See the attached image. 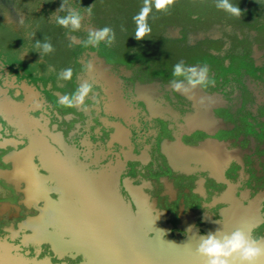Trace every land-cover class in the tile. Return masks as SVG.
Instances as JSON below:
<instances>
[{"label": "rangeland", "instance_id": "rangeland-1", "mask_svg": "<svg viewBox=\"0 0 264 264\" xmlns=\"http://www.w3.org/2000/svg\"><path fill=\"white\" fill-rule=\"evenodd\" d=\"M154 3L155 0H147V2L146 0H67L65 8L58 11L62 0H0V60L6 68V70L0 69V84H3L4 79L9 76L16 77L17 81L27 80L38 91L37 99L42 101L41 110L44 115L51 123L59 126V130L67 136L69 143L78 146V140L84 135H87L93 143L97 140L92 134L93 126L91 125L88 130L77 129L78 131L71 134L76 123L85 124L86 117L83 113L74 110L71 103L58 100L52 91L46 88V84L51 82L53 89L63 93L64 97H73L78 88L75 83L76 76L84 71V66L77 59L86 51L101 55L108 63L114 65L113 69L123 66L125 69L136 70L133 77L142 82L154 79L162 82L182 79L173 75L174 65L181 60L186 66L207 65L210 69L208 83L203 87L208 91L215 90L222 93L230 103L225 108V112L218 113L227 122L235 125V130L224 136L242 135L243 139L239 145L243 147L248 146L247 137L255 139L257 169L250 168L248 172L252 175V181L255 180V173L257 174V188L264 189V102L260 103L259 107H254L255 99L250 94L247 84L251 80L254 88L259 89L264 96V54L258 65L251 57L254 44L264 51V0H231L233 5H238L242 10L240 17L218 9L216 0H174L166 10H157ZM91 5V16L84 14L81 28L77 31L60 26L54 19L56 16H66L67 8L78 9L81 13H85V9ZM146 7H150L145 20L151 31L143 39L137 40L134 34L138 27V14H141L142 9ZM105 26L114 30V42L110 46L101 42L97 47H85L82 42L87 38L89 31ZM169 26L177 29L176 31H182L183 38L168 37ZM68 35L72 38L69 39ZM188 35L200 37L197 38L199 39L197 44L189 45ZM37 40L41 43L49 40L54 46V51L41 57L35 46ZM77 40L81 41L80 45L73 43ZM66 68L72 69L73 75L70 80L58 77V74ZM132 81L133 78L124 82L130 85ZM91 84L93 90L89 95L92 96L94 90L99 91V95L96 94L95 97L98 98L99 104H102L104 96L101 87ZM14 93L15 90L10 89L11 96H14ZM88 96L84 103L86 106L94 103ZM17 99L20 98L17 96ZM138 105L142 106L141 103ZM41 110L31 114L37 116ZM67 113L72 114L70 120L62 118ZM99 114L108 116L103 111ZM0 122L3 124V130L0 131L2 137L19 138L15 129L8 126L1 117ZM143 123L144 132L136 136L140 139V145L150 143L151 149L159 153L158 140L165 136V133L161 132L154 138L152 132L161 123L145 118ZM102 132L104 134L99 139L104 141L108 138V132L103 129ZM21 139L26 140L23 137ZM11 148L0 147L2 170L11 168V164L1 160ZM34 161L37 162L36 159ZM248 163H251L250 160ZM137 164L130 162V176L134 175L133 165ZM157 165L153 168L145 167L149 171L142 174L143 177L152 179L160 174H170V170L161 167L159 163ZM252 181L243 182V187L252 188ZM158 187L159 189L151 191V195L158 196L161 189L160 185ZM122 193L128 198L125 192ZM22 196L21 192H15L10 184L0 178V204L11 203L19 207V216H10L8 212L0 213V238L7 233L5 227L11 225L14 228L27 214H38L37 209H27L23 204L18 203ZM51 197L56 199V194L51 193ZM159 198L160 207H166L173 214L175 203L168 204L166 197ZM186 201L187 207L195 212L203 210L199 203L190 198ZM223 205L218 204L209 211L216 217L217 208ZM260 211L264 213V201L261 203ZM171 221L176 222L175 219ZM29 232L24 229L19 234ZM251 237L255 240L264 238V220L254 228ZM20 240L21 235L9 241L19 247L16 251L30 259L48 258L51 264H76L83 260L80 255L68 254L58 258L55 251L45 242L37 245H21Z\"/></svg>", "mask_w": 264, "mask_h": 264}, {"label": "flooded vegetation", "instance_id": "flooded-vegetation-1", "mask_svg": "<svg viewBox=\"0 0 264 264\" xmlns=\"http://www.w3.org/2000/svg\"><path fill=\"white\" fill-rule=\"evenodd\" d=\"M176 30L174 27H171V26L167 27V32L170 35L168 37L175 38V39L183 38L182 31H180V30L176 31ZM67 37L69 39L72 38V36H70V35H68ZM187 38H188L187 39L188 44L193 46V45L197 44V42L199 41V39H197V38H200V37H198V36L196 37L194 35H188ZM73 43L76 45H80L81 41L77 40L76 42L73 41ZM76 45H73V46H76ZM175 45L178 46L177 44H175ZM263 54H264V51L262 49H260L258 45L254 44L252 47L251 57L255 60L256 65H258L259 62H261L260 60L263 58ZM77 61L79 63H82V65L84 66V71L79 73L76 76L75 83L77 84V87L84 81H89L93 84L99 85V86H101V90H102L104 99L102 101V104H99L98 98H96L95 95L96 94L99 95L100 92L94 90L93 95L88 96V98H90L94 101L93 104H91L89 106L84 105L86 98L82 102L78 101V102L71 103L74 110H76L77 112L83 113L86 117L85 124L81 125V124L76 123L74 129H72V131H71V134L75 133L77 129H81V128H84V130H88V129H90V127L92 125L93 126L92 134H93L94 138L97 139L96 141H94V143L88 139L87 135L80 137V139L78 140V146H76L73 143H69L67 141V136H65L63 134V132L59 130V126L55 123H51L50 119L44 115L43 111L41 110V108L43 106L42 101L40 99H37L38 91L33 87V85L28 83L27 80L21 79L20 81H17L16 77H14V76L10 77L8 75L9 77L4 79L3 84H0V105H2V106H0V117H1V119H3V121L8 126L13 127L19 136V138H16V137H5L4 138V137H2V135L0 133V138H1L0 147L1 148L12 147L11 148L12 150L10 152H6V154L1 157L2 162L11 164V168L10 169H4V170L0 169V178L3 179L6 183L10 184L15 192H21L23 194L22 198L18 202L19 204H22V200L23 201L26 200V195L24 193L25 184L23 183V181H19V182L13 181V180L9 179L7 175L9 172H11L14 169V164H13V161L11 159L12 154L18 153V152L22 151L23 149L29 150V148L27 146L26 147L24 146L25 144L24 145L20 144V143H22L20 141L21 137L26 139L25 141L22 139L24 141V143H26L27 140H29V134H28V132L22 130L21 127H19V125L17 124V121L6 113L4 103H6L7 101L10 102V104H12V106L22 107L26 116L29 117L31 120L35 121V128L38 131H43L45 134H47L49 141L52 143V145L56 149L61 150L57 140L55 138H53V135L60 137V139L62 140V142L64 144L69 145L73 150H75L76 157H77L76 160L80 161L79 165L81 166V168H80L81 172L82 171H84L85 173H86V171L88 173L89 172H92V173L95 172V174H93V175H97L100 170L103 171L105 168L117 164V169L115 172V174H116L115 175L116 176V184L115 185L117 186L118 192L121 194L123 201L128 203L129 208H131L133 210L137 209V204L134 201L135 199L133 198V196L131 195V193L127 189V188L130 189L131 187H133L132 185H130L131 179H133L134 184L141 185L142 182L146 179L145 177H143L142 174L146 173V171H149V169H147V168L145 169V167L151 166L153 168V167H156L157 163H159L161 167H165L168 170H170L169 175H171V176H169L168 174H160V175H157L156 178L146 179L148 181L149 188H146L144 190V192H145V195H146L148 202L150 201L151 205L153 206V208L155 210H157V211H163L164 210V211H167L169 213L170 219L168 220V224L171 225V228H172L171 234L172 235H176V234L186 235L187 234V232H183V231H180L179 229H177V226H178V219L177 218L179 217V213H180V206H179L180 202H183L185 207L187 209H190L187 207V201H186L188 198H190L191 200L199 203V206L203 209L202 211H200L198 213L195 212V210H193V209H190V210H193L197 214H199L205 210L209 211L213 207H209V208L205 207V206H203V203H207V202L209 203L210 201H212L214 194L218 193V195H220L221 192L223 190H225L227 188V186H229L230 184L231 185H238V189H243V191L246 192L248 197L253 196V197H256L257 199L261 198L260 202L258 203L259 204L258 205V215H259L258 220L259 221H258V223L256 222L257 223L256 225L255 224L250 225V235L252 234V231L254 230L253 228L257 227L264 220V218H263L264 213L260 211L261 210V203L264 201V193L257 194V192L260 191L257 188V182H256L257 174L255 173V180L252 181V175H251V173L248 172V170L250 168H252L254 170L257 169V165H256V161H257L256 150H257V148L255 146L256 143H255L254 138L247 137V139L249 140L248 146L243 147V146L239 145L240 141L243 139L242 135H237V137H225V136L231 134V132H233L235 130V125L230 123V122H227L223 116L218 114L219 112H225V108H227L228 104H230L228 99H226L222 93L215 91V90L208 91L203 86H197V88H195L197 92H199L201 95H203L205 97L213 98V100L209 104L210 107L208 110V112L210 114H211V109L213 111V116H212V114L211 115L209 114V118H210V120H212L210 125H212V126L209 127V124H207L208 127L205 124H204L205 126L203 124H195L191 127H185L184 126L185 122H186L185 117H187L188 113H190L191 110H194L196 105L194 103V100H192L188 96L187 93H181L180 91L176 90L175 88L170 87V84H169L170 82H162L161 80L154 79L151 81H145V83H144V82L140 81L139 79L133 77L135 75L136 70L125 69L123 66H117L116 68H114L115 69L114 70L113 64L108 63L104 57H102L101 55H98L92 51H86V53L82 54L77 59ZM83 62H85V63H83ZM89 63L92 65V67L95 65L101 66L102 68H104V70L108 74L110 73L109 75L113 76L116 79L115 88L113 89L111 86H109L101 78H99L97 76L95 77V75H93L91 73L92 69L88 70V68H87V65ZM103 63H105V64H103ZM0 69L6 70L5 64L3 63L2 60H0ZM6 73H7V71H6ZM132 78H133V81L130 85L125 84L124 81L126 79H132ZM99 80H100V82H99ZM149 83H151V84H149ZM247 84H248V89L250 90V94L255 99L254 107L255 108L259 107V104L264 102V96L260 93L259 89L257 90L254 88L251 80L248 81ZM117 85H119V86H117ZM148 85L149 86L152 85V88H153L152 101L154 100L156 103L159 102L158 104L163 109H160L156 112L152 111L151 108L150 109L147 108V107H150L149 106L150 105L149 100L143 94L141 95L142 98H140L141 96L138 95V94H141L140 88L142 86H148ZM116 86L119 89H117ZM135 86L137 87L138 93H136L137 91L135 89L136 88ZM46 88L51 90L52 94L54 96H56L58 100H62V98L64 97L63 93L53 89V85L51 82H48L46 84ZM10 89L15 90L14 96H11ZM17 96L20 99H17ZM114 100H118V101H121L124 104H126L128 106V110H126V112H122L119 109L112 107V102ZM139 103H141L142 106H139L138 105ZM146 103L149 105L147 106ZM215 103H217V104H215ZM211 104H213V105H211ZM39 110H41V113H38L37 116L31 114V112L37 113ZM129 110H131L130 113H129ZM150 110L152 111V113ZM102 111L105 114H107L108 116L99 114ZM171 111H172V113H171ZM173 114H174V116H173ZM165 116H167V117H165ZM112 117H116L117 119H113ZM62 118L66 119V120H70L72 118V114L67 113ZM144 118L149 120V121L154 120V121H158L161 123L157 128L155 127V131L152 132L154 135V138L157 137L159 135V133H161V132L165 133V136L160 137V139L158 140V152L159 153H157L151 149L150 143H143L140 145V139H137V137H136L138 134H141L143 131V128H144L143 120H144ZM213 123H215V124H213ZM116 128H120L121 131H123L126 134V136H127L126 140L121 139L119 136L116 135ZM102 129L104 131L108 132V138L105 139L104 141H101L99 139L100 136L104 134V132H102ZM1 130H3L2 122H0V131ZM180 136H181V139L183 141L191 144V145H185L187 148H190V149H193V148L196 149L198 147H201L203 145L202 143L205 144L206 141L212 142V143L217 142L218 144L225 147V149H227V150L232 151L234 149L235 151L238 152V155H234L235 157L231 156L229 158L228 163L222 169V176L221 177H216L207 167H203L199 163H194V162H192V164H191L193 169L189 172H185V171H182V170L175 168V166L170 162V160H169V158H168V156L164 150L165 144H170V143H172V141H173V143L176 141L182 143L180 141V138H179ZM207 136H213L219 140L223 139V140H226V142L225 143L218 142L217 140L211 139V138L204 139ZM111 137H113V138H111ZM14 143L21 145V147H17V149H15L16 147H14V145H13ZM115 146H116V148H114ZM127 150H129V152H126ZM97 151H101V154L98 158H96L94 160L93 155ZM142 152H145L146 159H142L140 157V154ZM159 154H161V156ZM31 155L33 156V161H34V159L37 160V162L34 161L37 164L36 169L40 173H46V171L48 172L49 176H46L44 178L46 180H48L45 183L48 186H50V182L52 181L51 175H50V167L48 165L41 163L39 161L38 156H35L34 151H32L30 154V161H31V157H32ZM147 156H148V158H147ZM158 156H159V158H157ZM248 160H250L251 163H248ZM163 161H164V163H163ZM254 161H255V163H254ZM130 162H137L138 163L137 165H133V167H134L133 171H135L133 176H130V172H131L130 171ZM34 172H36V170H34ZM198 180H199V182H198ZM237 181H239V182H237ZM248 181H252L251 182L252 188L251 187L249 188L246 185H245L246 187H243L242 183L243 182L248 183ZM15 183H16L17 188H18V186H21V188L23 187V189L22 190H19L17 188L15 189V187H14ZM162 183H164V184H162ZM166 183H170V187H171L172 192H173L172 197H169L168 194H164V186ZM158 185H160V187H161L160 191L158 192V196L159 197H166V203H168V204L175 203V209H174L173 214H171L166 207L165 208L160 207L161 200L158 196L151 195L152 190L159 189ZM198 185H201L202 193H200V191L195 190V188ZM239 187H241V188H239ZM49 189H51V188H49ZM261 190H263V189H261ZM122 191L127 194L128 198H125ZM48 192H46L45 195H47ZM51 193L56 194V191L54 192V190H52V191L50 190V192H49L50 198H52ZM254 194H257V195L254 196ZM56 199H57V194H56ZM56 199H55V201H56ZM41 200H42V197L36 198L30 205L32 206L36 203L37 204L35 206L40 205L39 202ZM2 204H0V206ZM7 204H9V203H7ZM9 205H13V204L10 203ZM16 206L17 205H14V207H16ZM25 207L27 209H31V207H27V206H25ZM219 208L220 207L217 208V211ZM12 209H13V212H12L13 215L10 213H9V215L10 216H19V213H18L19 209L18 210H16V208H12ZM33 209H36V208L33 207ZM217 211H216V217H217ZM27 215H30V214H27ZM193 217L196 218V221H194L195 223L193 222L191 224L192 225L194 224V227H195L196 222H197V225L201 226V224H202L201 219L202 218L196 217L195 215H193ZM216 217L214 215L215 219H216ZM211 218H213V216H211ZM171 219H175L176 222L171 221ZM181 221H182V217H181ZM4 229H5V231L8 232L6 227ZM198 232L201 233L202 231L198 230ZM26 234H29V233H26ZM17 235L19 236V234H17ZM20 235H22V234H20ZM2 238H5L9 241V240H13L14 238H16V236H10L8 233H6V235L3 236ZM20 242H21V240H20ZM20 244L23 245L22 243H20ZM72 253H74V252H72ZM67 254L72 256L70 252L64 253L63 255H67ZM74 256H75V254H74ZM57 257L60 258L59 255H57Z\"/></svg>", "mask_w": 264, "mask_h": 264}, {"label": "bare ground", "instance_id": "bare-ground-1", "mask_svg": "<svg viewBox=\"0 0 264 264\" xmlns=\"http://www.w3.org/2000/svg\"><path fill=\"white\" fill-rule=\"evenodd\" d=\"M91 73L95 75V77L101 78L113 89L115 88L116 79L110 76V73L108 74L101 66H93ZM117 89L119 88L117 87ZM135 89L137 91V87ZM136 93H138V91ZM140 93L141 94L138 95L141 96L143 94L150 102V105L146 103L147 106H150L147 108H151V110L155 112L163 109L158 104L159 102L156 103L154 100L152 101V85L142 86L140 88ZM187 94L194 100L196 106L190 113L187 112L188 115L186 114L187 117H185L186 122L184 126L191 127L195 124H205L207 126V124H209V127H211L212 125H210V123L212 120L209 118L210 113L208 110L210 107L209 104L213 98L201 95L196 89ZM140 98H142V96ZM4 106L6 113L17 121V124L22 130L28 132L29 144L33 145V151L35 152V156H38L39 161L50 167L52 180L50 186H48L45 183L48 180L37 174V172H34L35 169L30 161L31 152L28 149H23L18 153L12 154L11 159L14 164V169L9 172L7 176L13 181H23L25 184L24 193L26 195V200L22 201V204L33 208L36 204L32 206L30 204L36 198L42 197V200L39 202L41 203L40 206H37L38 216L34 218L25 217L23 220L19 221L18 226L14 228L11 225L6 227L8 230L7 233L10 236L18 237L17 234L27 229L30 231L29 234L23 233L21 235V243L23 245H37L38 243L45 242L55 251L56 255L62 256L65 252L69 253L68 251L78 246L76 241L67 243L60 239L58 233L66 232L71 234V236H75L76 238L80 237L81 240L83 239L82 243H84L85 246L87 244V247L90 248V255L94 256L97 263H103L104 261H102V259L107 261L109 257L106 256L104 251L106 252V250L110 248L114 249L119 246L124 248H139V246L142 245V234L145 231H149L151 235H154L150 239L160 234L166 235L169 232L172 233L171 225L168 224V220L170 219L169 213L164 210H155L150 201L148 202L146 198L144 190L149 188L146 179L141 185L134 184L133 179H131L130 185L133 187L130 189L127 188L137 204V209L133 210L129 208L128 203L123 201L115 185L117 164L107 167L103 171L100 170L97 175H93L95 172H81V166L79 165L80 161L76 160L75 150L69 145L64 144L60 137L53 135V138L57 140L61 150L56 149L52 145L47 134L35 128V121L26 116L22 107L12 106L8 101L4 103ZM112 107L122 112L128 110V106L118 100L112 102ZM130 111L131 110H129V113ZM116 135L121 139H127L126 134L121 131L120 128H116ZM206 142L205 144L202 143L203 145L201 144V147L190 149L178 141L174 143L172 141L170 144H165L164 150L170 162L179 170L185 172L191 171L193 169L191 164L194 162L199 163L203 167H207L216 177H221L222 169L228 163L229 158L238 155V152L234 149L232 151L227 150L215 141V143ZM126 152H129V150ZM100 154L101 151L95 152L93 155L94 160L98 158ZM140 157L146 159L145 152H142ZM56 185L60 187L58 186L59 191L56 192L57 199L55 201V199L53 200L45 194L48 191L50 192V190H55L54 188H56ZM195 190L202 193L201 185H198ZM260 193H264V189L257 192V194ZM164 194H168L169 197H172L173 192L170 183L165 184ZM257 194H254V196ZM260 199L261 198L257 199L253 196L248 197L243 189H238V185L230 184L220 195H218V193L214 194L212 201L203 203V206L208 208L215 207L218 204H224L217 211V221H213L215 218L210 211L205 210L197 214L193 210L187 209L183 202H180L177 229L189 233H197L198 230H201V233L205 234L215 233L220 230L222 235L223 233H230L239 228L248 235V232H250V225H254L259 219L257 208ZM241 201L243 203H241ZM9 204L3 203L0 206V213L8 212L12 214V208H16L17 210V206L14 207V205ZM83 212L85 216L81 217ZM41 215H44V218H41ZM193 215L202 218L201 226H198L197 222L195 227L194 224H191L196 221ZM211 216H213L214 219L211 218ZM47 227L52 230L54 229L57 233L55 231H48ZM152 244L158 246L155 241ZM173 254L174 253H172V255Z\"/></svg>", "mask_w": 264, "mask_h": 264}, {"label": "clouds", "instance_id": "clouds-1", "mask_svg": "<svg viewBox=\"0 0 264 264\" xmlns=\"http://www.w3.org/2000/svg\"><path fill=\"white\" fill-rule=\"evenodd\" d=\"M147 2V0H146ZM67 0H62V4L58 9H64ZM174 0H155L154 6L157 10H166ZM216 7L226 13L240 17L242 10L238 5H233L231 0H216ZM67 15L64 17L56 16L55 21L65 28H71L77 31L81 28V21L84 14L91 16L92 5L85 9V13H81L78 9L67 8ZM150 11V7L142 9V13L138 14V27L135 31V38L141 40L148 34L151 29L146 23L145 15ZM115 40V32L112 28L105 26L101 29L90 30L87 38L82 42L85 47H97L101 42L111 45ZM35 46L40 56L50 54L54 51V46L49 40L43 43L37 40ZM88 70L92 69V65H87ZM209 67L207 65L186 66L181 60L174 65L173 75L182 77V79H174L170 81V87L175 88L181 93H188L197 86H204L208 83ZM72 69L66 68L58 77L63 80H70L72 77ZM93 90V85L89 81L82 82L73 97L65 96L62 101L65 103L82 102ZM218 230L215 233L201 235L197 246V253L207 259V264H233L235 260L239 264H257V261L264 257V246H261L255 239H250L248 235L241 229L237 228L230 233H223Z\"/></svg>", "mask_w": 264, "mask_h": 264}, {"label": "water", "instance_id": "water-1", "mask_svg": "<svg viewBox=\"0 0 264 264\" xmlns=\"http://www.w3.org/2000/svg\"><path fill=\"white\" fill-rule=\"evenodd\" d=\"M211 114L213 116V111L211 109ZM180 141L184 145H191L189 143H186L181 139V136L179 137ZM215 139L218 142L225 143L226 140L223 139H217L213 136H207L204 139ZM22 143L25 144L24 146L28 147L29 150L33 151V145L29 144V141L27 140L26 143L22 139H20ZM15 149L19 147V144H13ZM13 147V148H14ZM12 149H10L8 152H10ZM6 154V153H5ZM4 154V155H5ZM3 155V156H4ZM32 156V155H31ZM31 165L35 168L36 172L42 176L46 177L49 176L48 172L46 173H40L36 168L37 164L33 161V156L31 157ZM46 170V169H45ZM59 185H56L54 188V192L59 191ZM15 189L17 188L16 185L14 186ZM19 190H22L23 187L18 186ZM47 196L49 197V192L47 193ZM23 201V200H22ZM242 203V202H241ZM37 204V203H36ZM40 206V205H37ZM37 206H34L37 209ZM82 206V205H81ZM18 210V207H17ZM258 211V208H257ZM38 216L36 215H26V218H34ZM84 212L82 213L81 217H84ZM41 218H44V215H41ZM213 221H217L216 219ZM259 221V220H258ZM257 221V223H258ZM19 223V222H18ZM17 223V226H18ZM255 223V225L257 224ZM47 230L49 231H55L54 229H50L47 227ZM57 233V231H55ZM60 236V239H62L64 242L70 243V242H77L78 246H75L72 250L68 251L71 253L72 256L75 255H81L82 261L76 264H207V259L201 255H199L196 251L197 246L200 241L201 235H207L205 233L195 232V233H189L187 232L186 235H172L170 232L166 235L160 234L158 236H155V238L150 239L154 235H151L149 231H145L142 236L143 239L142 245L139 246V248H130V247H115L114 249H109L104 251L106 256H109L107 261L105 259H102L104 261L103 263H97L94 256H91L89 253L90 248L87 247L88 245L83 242V239L75 236H71V234L63 232L58 233ZM248 237L252 239L250 232H248ZM155 241L158 246L153 245L152 243ZM261 246H264V238H261L257 240ZM164 243V244H162ZM19 248L17 245H14L12 242L8 241L5 238H0V264H51L50 260L48 258L44 259H35V258H28L25 257L22 253L16 251V249ZM74 252V253H72ZM66 253V252H65ZM172 253H174L172 255ZM61 257V255H59ZM95 260V261H93ZM233 264H239L238 260H235ZM257 264H264V257H261Z\"/></svg>", "mask_w": 264, "mask_h": 264}]
</instances>
